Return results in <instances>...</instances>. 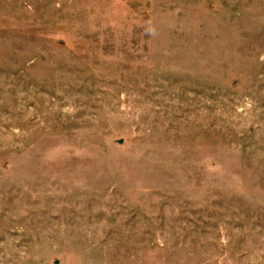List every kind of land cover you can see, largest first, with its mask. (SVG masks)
Returning <instances> with one entry per match:
<instances>
[{"label": "rangeland", "instance_id": "1", "mask_svg": "<svg viewBox=\"0 0 264 264\" xmlns=\"http://www.w3.org/2000/svg\"><path fill=\"white\" fill-rule=\"evenodd\" d=\"M0 264H264V0H0Z\"/></svg>", "mask_w": 264, "mask_h": 264}]
</instances>
